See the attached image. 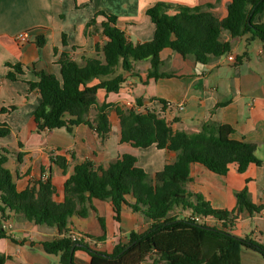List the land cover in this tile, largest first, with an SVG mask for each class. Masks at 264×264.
Masks as SVG:
<instances>
[{
	"label": "trees",
	"instance_id": "trees-1",
	"mask_svg": "<svg viewBox=\"0 0 264 264\" xmlns=\"http://www.w3.org/2000/svg\"><path fill=\"white\" fill-rule=\"evenodd\" d=\"M211 9L163 3L151 6L145 15L154 25L153 37L141 44L127 40L117 27L116 17L100 13L103 21L99 29L107 39L101 49L102 61L90 59L80 67L69 54L61 53L57 60L59 78L34 73L37 81L27 84L28 90H36L40 98L32 115L36 133L62 128L70 133L72 128L85 125L97 139L105 141L111 131L108 116L113 111L119 122L120 143L137 149L154 146L175 158L154 175L144 172L137 166V159L128 154L105 166L84 160L74 164L62 186L63 198L58 201L56 187L49 177L30 181L24 190L17 191L13 176L5 167L10 152L0 148V223L19 216L24 222L55 228L59 237L41 246L47 255L58 256L59 264H74L75 251L86 253L90 264H241L244 249L264 259V243L258 245L248 238H237L230 231L243 213L264 212V190L262 204L256 205L247 189H242L235 194V208L227 211L213 209L202 195L185 188L194 164L216 176H225L231 168L243 174L250 165L260 167L264 164V144L263 158L259 159L258 146L233 140L230 126L208 122L198 133L173 132L154 110L142 109L139 99L130 108L99 104L96 98L99 90L105 95L118 94L129 78L141 79L136 68L142 62L149 63L144 83L171 77L160 72L159 55L164 49L183 60L204 65L231 52V44L222 41L224 33L233 40L249 35L264 46V26L254 23L264 10V0H228L223 19L215 17ZM94 24L92 19L86 27ZM35 44L38 48L45 44L43 35L36 37ZM6 67L10 71L5 80L17 81L16 76L23 73L19 64ZM160 102L164 109L166 103ZM13 110L0 108V115ZM10 137L8 125L0 123V140ZM21 156L17 154L18 162ZM49 159L62 175L67 174L73 161L72 157L69 160L60 154H49ZM93 200L107 203L116 222L120 221L124 207L141 215L148 225L146 231L130 232L127 242L116 244L109 254L96 251L93 246L102 244L105 235H76L67 229L73 216L85 219L94 211ZM172 212L177 215H171ZM206 219L216 225L206 223ZM98 222L105 231L103 220L98 218ZM0 238H5L2 232ZM9 259L0 255V264Z\"/></svg>",
	"mask_w": 264,
	"mask_h": 264
},
{
	"label": "crops",
	"instance_id": "crops-1",
	"mask_svg": "<svg viewBox=\"0 0 264 264\" xmlns=\"http://www.w3.org/2000/svg\"><path fill=\"white\" fill-rule=\"evenodd\" d=\"M228 0H0V108L13 107L10 114L0 115V123L8 125L11 137L0 140V148L10 152L5 167L11 172L17 191L24 190L30 181L50 178L57 190V200L63 198L62 186L72 173L74 164L84 160L94 166H105L122 155L137 159V166L148 175L160 172L172 162L175 155L154 146L147 149L133 148L120 143V128L113 111L109 113L111 131L105 141L97 139L85 125L38 134L35 131L33 112L40 105L36 90L29 91V82H36L35 72L52 74L59 78L57 64L61 53L80 67L87 60H103L101 49L106 37L99 26L103 21L98 14L112 15L117 27L128 41L141 44L151 40L154 25L145 11L157 4L182 5L186 7L211 6V12L219 19L226 15ZM171 14V13H170ZM94 19L95 24L86 27ZM254 23L264 26V10ZM27 33L28 41L20 43L15 36ZM43 35L45 44L38 48L37 36ZM65 45H62V37ZM231 39L224 33L222 41L231 44V52L207 64L183 60L178 54L164 49L160 55V72L169 78L149 80L144 83L148 62L137 65V77L129 78L118 94H96L99 104L106 102L134 107L136 99L142 109L154 110L164 118L173 132L198 133L202 125L214 122L233 129L232 139L258 146L256 156L263 158L264 144V46L257 39L247 36ZM54 49L57 54H54ZM233 57V61H228ZM21 65L22 75L17 81L4 79L10 71L7 65ZM12 71V70H11ZM94 81L92 84H95ZM166 103L162 108V103ZM181 108V109H180ZM21 154V162L17 161ZM49 154H60L70 160L66 175L50 162ZM191 180L185 185L187 191L200 194L213 209L232 211L235 194L246 188L249 198L256 205L262 204L264 190V164L248 166L243 174L231 168L225 176H216L204 167H190ZM94 211L87 218L73 216L68 231L93 237L105 235V241L94 249L109 254L118 243H126L130 232L143 233L148 225L139 214L126 207L120 221L113 218L110 206L93 200ZM171 215H177L172 212ZM98 218L103 220L102 230ZM210 225H216L213 221ZM237 238H248L258 245L264 243V212L249 215L243 213L230 228ZM0 255L9 257L5 264H59V257L44 253L41 244L59 237L55 228L36 226L16 216L0 223ZM74 264H90L89 256L82 251L73 253ZM241 264H264L262 256L250 250H242Z\"/></svg>",
	"mask_w": 264,
	"mask_h": 264
},
{
	"label": "built area",
	"instance_id": "built-area-1",
	"mask_svg": "<svg viewBox=\"0 0 264 264\" xmlns=\"http://www.w3.org/2000/svg\"><path fill=\"white\" fill-rule=\"evenodd\" d=\"M15 40L17 42H20V43H25V42L28 41V35H27V33H20V34L15 36ZM233 60H234L233 57H228V61H233ZM194 220L197 221L198 219L195 218ZM205 221H206V223H210L211 222L209 219H206Z\"/></svg>",
	"mask_w": 264,
	"mask_h": 264
},
{
	"label": "rangeland",
	"instance_id": "rangeland-1",
	"mask_svg": "<svg viewBox=\"0 0 264 264\" xmlns=\"http://www.w3.org/2000/svg\"><path fill=\"white\" fill-rule=\"evenodd\" d=\"M247 38H248L247 36L242 37V43H245Z\"/></svg>",
	"mask_w": 264,
	"mask_h": 264
},
{
	"label": "water",
	"instance_id": "water-1",
	"mask_svg": "<svg viewBox=\"0 0 264 264\" xmlns=\"http://www.w3.org/2000/svg\"><path fill=\"white\" fill-rule=\"evenodd\" d=\"M73 249H74V247H72V249H71V254L73 253Z\"/></svg>",
	"mask_w": 264,
	"mask_h": 264
}]
</instances>
